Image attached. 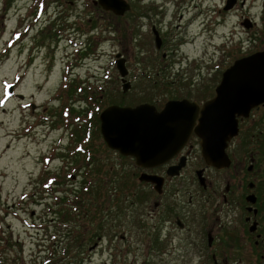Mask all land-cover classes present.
<instances>
[{"label":"rangeland","instance_id":"rangeland-1","mask_svg":"<svg viewBox=\"0 0 264 264\" xmlns=\"http://www.w3.org/2000/svg\"><path fill=\"white\" fill-rule=\"evenodd\" d=\"M75 1L77 3L70 8L66 3L67 10L63 12L65 16L68 15V24L71 26L59 28L57 24L61 25L62 22L58 21L54 8L57 4L52 0H45L44 14L40 10V16L35 17L36 7H41L43 0H11L9 5L6 0H0V262L198 264L200 260L197 255L186 263H173L172 254L166 255L164 260L155 261V251L147 248L149 246L144 241L147 234L138 233L128 223L123 230L118 222H110L112 229L117 230V239L111 243V233L106 234L101 248L96 251L87 249L92 257L84 262H75L78 252L76 247H71L66 254V245L72 244L71 235H66L64 240L56 236L59 235L57 226H63L66 233L70 230V224H74L58 223L56 216V222H52L54 211L60 207L58 197L66 195L70 189H76L82 179L80 166L71 157H57L56 151L72 156L70 146L76 145L72 142L71 134L74 125L81 120L86 121V127L92 125L96 114L100 115L108 104L121 99L130 100L126 102L128 105L137 104L140 97L151 93L152 90L146 86L154 81L150 80L151 75L157 80L158 72L157 64H151V60L157 58L137 56L141 43L133 41L129 28L127 32L124 31V20L112 18L98 7L85 10L84 3L87 1L92 5V0ZM222 2L204 0L209 7V54L200 59H207L209 66L204 64L202 75L197 77L199 81L196 82L207 85L210 93L219 81L218 64L227 65L240 54L245 56L258 49L264 50V0H242L238 15L225 16L218 12ZM240 14L248 17L242 18V21L254 20L256 26L240 25ZM231 29L235 30L234 36L229 35ZM72 38L75 43L82 45V50L76 51V48L71 47ZM121 49L124 50L130 71L128 80L132 83L130 92L125 94L115 61V53ZM69 60L73 63L71 71L74 74H69ZM172 61L173 58L168 63L172 65ZM185 64L183 66L186 69ZM168 68L166 75L173 81V70ZM193 74L190 71L184 77L191 79ZM157 77L161 78L162 75ZM73 90V94H70ZM155 91L150 98L160 97L166 101L171 97L162 96L165 91H161V95ZM71 95L73 99L69 98ZM69 106L78 111L83 110V117L70 115ZM258 123L261 127L262 122ZM93 145L97 147L105 144L99 136ZM53 154L56 159L47 162ZM108 158L110 163L107 167L114 165L115 170H109L108 174V168L106 172L104 169L99 178H108L107 193H124L118 186L123 184L131 167H125V161L121 160L118 153L109 152ZM229 174H211V178L226 179L230 178ZM74 175L75 179L72 177ZM56 179L67 182L64 191L52 196L45 188L51 187ZM46 180L49 185H43ZM129 230L132 233L130 241L120 240L122 232L129 237Z\"/></svg>","mask_w":264,"mask_h":264},{"label":"flooded vegetation","instance_id":"flooded-vegetation-1","mask_svg":"<svg viewBox=\"0 0 264 264\" xmlns=\"http://www.w3.org/2000/svg\"><path fill=\"white\" fill-rule=\"evenodd\" d=\"M43 1L41 7H36L34 17L39 15L40 10L41 14H44L46 2ZM52 1L57 4L54 7L55 13H57L58 21L62 22L57 26L59 28L70 27L71 25L68 24L70 19L63 13L67 10L65 4L67 3L70 8L77 2L75 0ZM127 1L130 3V9L123 16L106 11L97 3V0H92V5L86 1L84 9L98 7L110 17L117 18L119 21L124 20V31L129 30L133 41L141 43L139 45L141 49L137 52V56L161 58V64L157 65L156 69L159 71L163 68L164 71H168L166 69L170 67L173 70V97L166 101L160 97L151 98L149 101H139L133 106L150 103L161 111L169 100L183 99L197 102L203 106L215 95L216 87L221 82L223 73L237 59L243 57L240 54L230 64L217 65V68H220L219 81L212 93L207 85L196 82L199 81L197 77L200 78L202 75L204 64L209 66L207 59L201 60L209 54L208 5H205L204 0ZM227 5L228 0H223L218 9L219 14L223 16L238 15L242 8V0H236L230 9H226ZM205 6H207L206 9ZM242 18L248 17L240 14L238 20L240 25L244 26L245 22L242 21ZM224 23L225 17H223ZM250 23L251 28L256 26V21L250 20ZM229 35L234 36L235 30L231 29ZM158 40L161 41L160 46ZM81 46V44L71 45L76 48V51L82 50ZM260 50L252 51L245 56ZM123 51H117L115 57L121 54L125 58ZM172 58L173 63L170 65ZM185 61H187L186 64ZM68 64L73 65L71 60ZM190 71L194 73L193 77L185 78L184 74H189ZM155 92L157 95H161V91ZM169 93L168 90L164 95ZM88 99L91 100V98ZM117 105L126 106L128 104ZM83 122L81 120L76 126H73L72 142L76 143L75 147L70 146L72 149L70 152L73 155L61 152L58 150L59 148H57L58 151L55 150L57 157L62 159L71 157L73 162L81 168L80 185L76 186V189H70V192L76 193L83 189L84 174L89 168L106 169L104 172L108 168V174L109 170L110 172L115 170L114 165L107 167L110 163L109 152L118 153L121 160L125 161V167L129 169L130 166L131 170L124 177V188L122 189L125 191L124 193H107L108 178H100L99 183L96 180L93 181L91 188L96 191L97 186L104 187L105 185L103 191L106 193L101 195L88 193L85 194V197L83 195L84 198L81 192L77 193L80 198L77 197L75 202V214L77 219L80 217V220L79 223L75 222L69 226L70 230H67L72 231L71 237L79 241L76 244V249L78 248L76 263L91 259L92 255L87 252V249L96 251L101 248L106 234L111 233L109 237L111 243L117 239V230L114 231L112 225H109L110 222L115 221L119 223V226H122L123 230L128 223L138 233H143V235L146 233L147 238L144 241L149 246L147 248L155 251L153 254L155 261L164 260L166 255L172 254L173 263H186L194 255H197L200 260L198 264H241L242 262L264 264V163L260 166L257 163L261 149H257V151L250 149L252 146L258 147L251 140L257 134L264 135V103L252 109L248 118H239V133L229 141L227 147L231 164L223 169H217L205 163L202 157L201 139L195 130H192L184 146L172 159L165 164L145 168L138 165L134 157L124 156L119 151L108 147L101 132L100 138L105 145L95 147L93 143L99 135L94 123L86 127L84 134L88 133V135L84 136V139L81 135L80 138L81 130L77 127ZM258 122H262L261 127ZM91 129H94L93 132ZM54 159H56L55 154L47 162L50 163ZM171 168H173V175L169 174ZM228 172H230V178H211V174L221 175ZM144 173L162 178V186L159 188L157 183L141 180L140 177ZM72 177L76 178L75 175ZM66 182L63 179H56L50 187L46 180L43 185H49L45 190H48L50 192L48 194L53 196V194L64 191L63 187ZM251 195L255 197L254 200L250 198ZM64 196L65 194L58 197L60 207L54 211L52 222H56L55 216L58 223L62 222V212L66 205L63 200ZM98 198L100 199L99 204L97 203ZM98 205L108 216L104 220L105 230L100 236L97 235L98 223H96L97 218L94 217ZM57 227L59 229L57 238L64 240L66 237L64 227ZM129 233L128 237V234L122 232L120 240L129 242L132 237L131 230Z\"/></svg>","mask_w":264,"mask_h":264},{"label":"water","instance_id":"water-1","mask_svg":"<svg viewBox=\"0 0 264 264\" xmlns=\"http://www.w3.org/2000/svg\"><path fill=\"white\" fill-rule=\"evenodd\" d=\"M106 11L123 16L130 9L127 0H97ZM236 0H228L226 9ZM244 4V2H243ZM251 26L250 20L244 23ZM161 41L158 40L160 46ZM117 68L124 92L132 88L126 59L117 55ZM264 103V50L237 59L224 73L215 95L203 106L197 102L169 100L159 111L150 103L136 106L110 105L100 114V130L108 147L132 156L138 165L153 168L178 153L192 130L201 139L202 157L208 166L229 167V141L239 133V118ZM198 121V123H197ZM173 175V168L169 170ZM141 180L162 186V178L144 173ZM252 200L254 196H250Z\"/></svg>","mask_w":264,"mask_h":264},{"label":"trees","instance_id":"trees-1","mask_svg":"<svg viewBox=\"0 0 264 264\" xmlns=\"http://www.w3.org/2000/svg\"><path fill=\"white\" fill-rule=\"evenodd\" d=\"M10 3H11V0H6V4L7 5H9ZM151 62H152L151 63L152 65L153 64H157V65H160L161 64L160 61H158L157 59H155V60L152 59ZM167 73H168V71H164L163 69H160L156 73L157 80L154 79L155 78L154 75H151L150 76V78H151L150 80H154V81L146 86L147 89L152 90L151 93H148V96H142V97H140L139 100L132 99V101H136L137 100V102H139V101H143V100H148V101L151 100L150 97L153 95V92L158 87H162L163 88L162 90L158 88V90L165 91L162 94V96H165L164 94L169 90L170 93L167 94L166 96L173 97V85H172L173 84V81H170L169 80V78L166 75ZM158 75H160V76L162 75V77L159 78V77H157ZM71 92L72 93H70V94H73L74 90L71 91ZM122 96H124V95H122ZM69 98L70 99H73V96L71 95ZM129 101L130 100H127V99H121L120 101H117L116 103L121 104V105L122 104H125L126 105L127 104L126 102H129ZM90 103L93 104L92 100H90ZM69 110H70V115H72L74 117L75 116H80V115L82 117L83 114H84V111L83 110H79L78 111V110L75 109V107L69 106ZM98 114H99V112H98ZM67 123L69 125L71 124V122L70 123L67 122ZM86 124H87L86 122H83L78 127V128H80L79 130H81L80 138H81V135H82L83 136V139H84V136H85L84 132L86 131ZM94 124L96 125V129L98 131V135L100 136V127H99L100 121H99V115H97V114H96V120H94ZM81 127H83V128L81 129ZM251 141L255 145H257L258 147L252 146V147H250V149H254L256 151H257V149H261L260 156H259L258 161H257L258 165L260 166V164L264 163V135L257 134V136L254 139H252ZM259 146H262V147H259ZM102 170L103 169H101V168H94V169L89 168L86 171L84 170L85 171V174H84V180H83V186H82L83 189H80L81 191L76 192V193L75 192L74 193H72V192L66 193V195L63 198V200H64L65 204H66V202H68V203H67V206H65L64 211L62 212V220L61 221L63 223H75V222H78L79 223L80 217L77 219L76 214H75V207H76L75 202H76L77 197L80 198L78 196V194L80 192L82 194V197H83V195L85 197V194H88V193H96L97 195H101L103 193H106V191H103V188L105 187V185H104V187L103 186H97V190L96 191H93L91 189L92 186H93L92 185L93 184V181L95 182V180H96L97 183H99L101 181L100 178H99V176H100V173L102 172ZM117 185H118V183H117ZM118 187L121 190L124 188L123 187V184L120 185V186H118ZM97 203L98 204L100 203V199L99 198L97 200ZM94 217L97 218L96 219V223H98V228H97V233L98 234L97 235L100 236L103 233V231L105 230L104 228H105L106 224H105V221L104 220L108 216L106 215L105 211L98 205L97 206V211H96V214L94 215ZM76 219H77V221H75ZM72 225L70 224V226H72ZM71 233H72V231L71 232L70 231H66V235L68 234L67 236H70ZM71 238H72V240H71L72 241L71 242L72 244H69L68 243L66 245V247H68V248L65 247L66 254H68L70 252V248L71 247H76V244L79 242L78 239H76L74 237H71ZM1 262L4 263L3 261H1ZM1 262H0V264H1Z\"/></svg>","mask_w":264,"mask_h":264}]
</instances>
